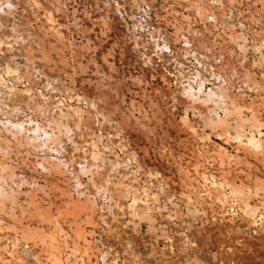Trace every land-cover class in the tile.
<instances>
[{
  "label": "rangeland",
  "instance_id": "374dc122",
  "mask_svg": "<svg viewBox=\"0 0 264 264\" xmlns=\"http://www.w3.org/2000/svg\"><path fill=\"white\" fill-rule=\"evenodd\" d=\"M263 46L264 0H0V264H264Z\"/></svg>",
  "mask_w": 264,
  "mask_h": 264
},
{
  "label": "bare ground",
  "instance_id": "6f19581e",
  "mask_svg": "<svg viewBox=\"0 0 264 264\" xmlns=\"http://www.w3.org/2000/svg\"><path fill=\"white\" fill-rule=\"evenodd\" d=\"M64 1H65V0H64ZM108 3H109V2H108ZM109 4H110V3H109ZM183 4H184V3H183ZM190 4H191V3H190ZM195 5H196V4H195ZM33 6H35V5H33ZM108 6H109V5H108ZM186 6H187V5H186ZM50 9H51V8H50ZM193 11H194V10H193ZM1 15H2V14H1ZM31 25H32V24H31ZM81 34H82V33H81ZM85 34H86V33H85ZM11 37H12V36H11ZM237 40H238V39H237ZM239 40H240V39H239ZM15 43H16V42H15ZM24 43H25V42H24ZM86 45H87V44H86ZM48 46H49V45H48ZM87 46H88V45H87ZM54 47H55V45H54ZM89 47H90V46H89ZM263 47H264V46H263ZM44 48H45V47H44ZM44 48H43V49H44ZM65 48H66V47H65ZM239 48H240V47H239ZM242 49H243V48H242ZM246 49H247V48H246ZM253 49H254V48H253ZM258 49H259V48H258ZM241 51H242V50H241ZM251 51H252V50H251ZM255 51H256V50H255ZM259 51H260V50H259ZM259 51H258V52H259ZM94 52H95V51H94ZM226 54H227V53H226ZM259 54H260V53H259ZM91 57H92V56H91ZM91 57H90V58H91ZM258 57H259V56H258ZM262 58H263V57H262ZM262 58H261V59H262ZM92 59H93V58H92ZM60 61H61V60H60ZM45 62H46V61H45ZM8 63H9V62H8ZM66 63H67V62H66ZM100 65H101V64H100ZM253 67H254V66H253ZM70 68H71V67H70ZM260 68H261V67H260ZM100 69H101V68H100ZM11 71H12V70H11ZM109 71H110V70H109ZM47 72H48V71H47ZM99 72H100V71H99ZM9 74H10V73H9ZM20 74H21V72H20ZM67 74H68V73H67ZM110 75H111V74H110ZM249 75H250V74H249ZM18 77H19V76H18ZM106 78H107V77H106ZM116 79H117V78H116ZM258 79H260V78L258 77ZM15 80H16V79H15ZM42 81H43V80H42ZM251 84H252V83H251ZM256 85H257V84H256ZM256 88H257V87H256ZM262 89H263V88H262ZM70 90H71V89H70ZM28 91H29V90H28ZM220 91H221V90H220ZM254 91H255V90H254ZM18 92H19V91H18ZM23 92H24V91H23ZM29 92H30V91H29ZM29 92H28V93H29ZM188 92H189V91H188ZM200 92H201V91H200ZM223 92H224V91H223ZM15 93H16V92H15ZM11 94H12V93H11ZM211 94H213V93H211ZM211 94H210V95H211ZM43 95H44V94H43ZM60 95H61V94H60ZM207 95H208V94H207ZM230 95H231V94H229V96H230ZM196 96H197V95H196ZM226 96H227V95H226ZM229 96H228V97H229ZM30 97H31V96H30ZM209 97H210V96H209ZM8 98H9V97H8ZM217 99H218V98H217ZM229 99H230V97H229ZM199 101H200V100H199ZM218 101H219V100H218ZM231 101H232V100H231ZM231 101H230V102H231ZM93 102H94V101H93ZM215 102H216V101H215ZM223 102H224V101H223ZM5 103H6V102H5ZM5 103H4V104H5ZM213 103H214V102H213ZM226 103H227V102H226ZM236 103H237V102H236ZM14 104H15V103H14ZM190 104H191V103H190ZM200 104H201V103H200ZM224 104H225V103H224ZM227 104H228V103H227ZM2 105H3V104H2ZM191 105H192V104H191ZM225 105H226V104H225ZM232 105H233V104H232ZM14 106H15V105H14ZM226 106H227V105H226ZM7 107H8V106H7ZM203 107L205 108V106H203ZM235 107H236V106H235ZM240 107H242V106H240ZM240 107H238V108H240ZM197 108H198V107H197ZM219 108H220V107H219ZM228 108H230V107H228ZM242 108H243V107H242ZM71 109H72V108H71ZM202 109H203V108H202ZM209 109H210V108H209ZM211 109H213V108L211 107ZM248 109H249V108H248ZM223 110H224V109H223ZM226 110H227V109H226ZM246 110H247V108H246ZM197 111H198V110H197ZM224 111H225V110H224ZM227 111H228V110H227ZM232 111H233V110H232ZM239 111H241V110H239ZM248 111H250V110H248ZM146 112H147V111H146ZM233 112L236 114L235 111H233ZM237 112H238V111H237ZM241 112H242V111H241ZM246 112H247V111H246ZM246 112H245V113H246ZM250 112H251V111H250ZM76 113H77V112H76ZM228 113H229V112H228ZM242 113H243V112H242ZM251 113H252V112H251ZM197 114H198V113H197ZM235 114L233 115L234 117H235ZM237 114H238V113H237ZM252 114H253V113H252ZM205 115H206V114H205ZM215 115H218V114L215 113ZM230 115H231V111H230ZM244 115H245V114H244ZM236 116H237V115H236ZM245 116H246V115H245ZM215 117H216V116H215ZM215 117H214V119H215ZM234 117H233V118H234ZM55 118H56V117H55ZM205 118H206V117H205ZM218 118H219V116H218ZM229 118H230V117H229ZM123 119H124V118H123ZM202 119H203V118H202ZM208 119H209V118H208ZM216 119H217V118H216ZM220 119H221V118H220ZM235 119H236V118H235ZM238 119H241V118H240V115H239V118H238ZM244 119H245V117H244ZM246 119H247V118H246ZM246 119H245V122H246ZM255 120H257V119H255ZM255 120H254V121H255ZM115 121H116V120H115ZM207 121H208V120H206V122H207ZM210 121H212V120H210ZM221 121H222V120H221ZM234 121H236V120H234ZM247 121H248V119H247ZM10 122H11V121H10ZM161 122H162V121H161ZM237 122H239V120H238ZM84 123H85V122H84ZM210 123H211V122H210ZM219 123H220V120H219ZM241 123H242V122H241ZM251 123H253V122H251ZM211 124H212V123H211ZM214 124H216V123H213L212 126H213ZM222 124H223V123H222ZM238 124H239V123H238ZM243 124H245V123H243ZM186 125H187V124H186ZM204 125H205V124H204ZM226 125H227V124H226ZM25 126H26V125H25ZM173 126H174V125H173ZM202 126H203V125H202ZM228 126H230V125H228ZM253 126H254V125H252V127H253ZM255 126H256V125H255ZM262 126H263V125H262ZM160 127H161V126H160ZM171 127H172V126H171ZM203 127H204V126H203ZM203 127H202V128H203ZM213 127H214V126H213ZM230 127H231V126H230ZM258 127H259V126H258ZM221 128H222V127H221ZM254 128H255V127H254ZM184 129H186V128H184ZM233 129H234V128H233ZM238 129H239V128H238ZM92 130H93V129H92ZM239 130H240V129H239ZM256 130H257V128H256ZM222 131H223V130H222ZM225 131H226V130H225ZM258 131H259V130H258ZM5 133H6V132H5ZM65 133H66V132H65ZM239 133H240V132H239ZM256 133H257V132H256ZM234 134H235V133H234ZM236 134H237V133H236ZM19 135H20V134H19ZM227 135H228V134H227ZM253 135H254V134H253ZM195 136H196V135H195ZM225 136H226V135H225ZM231 137H232V136H231ZM240 137H241V136H240ZM127 138H128V137H127ZM251 138H252V137H251ZM247 139H248V138H247ZM254 139H255V138H254ZM17 140H18V139H17ZM237 140H238V139H237ZM256 140H257V139H256ZM95 141H96V140H95ZM248 141H249V139H248ZM253 141H254V140H253ZM54 142H55V141H54ZM250 143H252V142H250ZM86 144H87V143H86ZM105 144H106V143H105ZM237 144H238V143H237ZM252 144H253V143H252ZM94 145H95V144H94ZM250 145H251V144H250ZM96 146H97V145H96ZM239 147H240V146H239ZM253 147H254V145H253ZM94 148H95V147H94ZM237 149H238V148H237ZM244 149H245V148H244ZM255 149H256V148H255ZM257 149H258V148H257ZM217 150H218V149H217ZM237 151H238V150H237ZM247 151H248V150H247ZM218 152H219V150H218ZM245 152H246V151H245ZM258 152H259V151H258ZM22 153H23V152H22ZM122 153H123V152H122ZM251 153H252V152H251ZM253 153H254V152H253ZM171 154H172V153H171ZM204 154H205V153H204ZM219 154H220V153H219ZM8 156H9V155H8ZM27 156H28V155H27ZM219 156H220V155H219ZM255 156H256V155H255ZM30 157H31V156H30ZM202 157H203V156H202ZM254 158H255V157H254ZM256 158H257V157H256ZM34 159H35V158H34ZM48 159H49V158H48ZM115 160H116V159H115ZM232 162H233V160H232ZM243 162H244V161H243ZM11 163H12V162H11ZM246 163H247V162H246ZM5 164H6V163H5ZM223 164H224V163H222V167H223ZM248 164H249V163H248ZM115 165H116V164H115ZM244 165H245V163H244ZM111 169H113V168H111ZM221 169H222V168H221ZM30 170H31V169H30ZM223 170H224V169H223ZM49 171H50V170H49ZM75 171H76V170H75ZM115 171H116V170H115ZM150 171H151V170H150ZM232 172H233V171H232ZM93 174H94V173H93ZM204 174H205V173H204ZM159 175H160V173H159ZM224 176H226V174H225ZM245 178H246V177H245ZM245 178H244V179H245ZM16 179H17V178H16ZM207 179H208V178H207ZM208 180H209V179H208ZM225 180H226V178H225ZM256 180H257V179H256ZM257 181H259V180H257ZM260 181H261V180H260ZM3 182H4V181H3ZM206 182H207V180H206ZM210 184H211V183H210ZM0 185H1V184H0ZM34 185H35V184H34ZM105 185H106V184H105ZM206 185H207V184H206ZM213 185H214V184H213ZM231 185H232V184H231ZM263 186H264V185H263ZM207 187H208V186H207ZM221 187H222V186H221ZM123 188H124V187H123ZM239 188H240V187H239ZM248 188H249V187H248ZM262 188H263V187H262ZM0 189H1V186H0ZM117 189H118V188H117ZM128 189H129V188H128ZM215 189H216V188H215ZM235 189H236V188H235ZM159 190H160V189H159ZM256 190H257V189H256ZM181 191H182V190H181ZM197 191H198V190H197ZM15 192H16V191H15ZM234 192H235V191H234ZM8 193H9V198H8ZM42 193H43V192H42ZM42 193H41V194H42ZM235 193H236V192H235ZM25 194H26V193H25ZM143 194H144V192H143ZM238 194H239V193H238ZM10 195H11V194H10V192H8V191H5V190H3V189L0 190V205L2 204L0 210L2 209L3 206H4L5 208H7V206H6L7 203H6V202H11V201H13L14 198L11 199V196H10ZM182 195H183V194H182ZM197 195H198V194H197ZM76 196H77V195H76ZM117 196H118V195H117ZM212 196H213V195H212ZM244 196H245V195H244ZM247 196H248V195H247ZM12 197H13V196H12ZM27 197H28V196H27ZM145 197H147V196H145ZM152 197H153V196H152ZM152 197H151V198H152ZM241 197H242V196H241ZM15 198H16V197H15ZM32 198H33V197H32ZM223 198H224V196H223ZM249 198L251 199V197H249ZM19 199H20V198H19ZM180 199H181V198H180ZM210 199H211V198H210ZM247 199H248V198H246L245 200H247ZM41 200H42V199H41ZM142 200H143V199H142ZM242 200L244 201V197H243ZM186 201H187V200H186ZM225 201H227V199H225ZM225 201H224V202H225ZM237 201H238V200H237ZM144 202H145V201H144ZM152 202H153V201H152ZM231 202H232V201H231ZM247 202H248V201H246V203H247ZM5 203H6V204H5ZM14 203H17V200H16ZM20 203H21V202H20ZM163 203H164V202H163ZM165 203H166V202H165ZM239 203H240V202H239ZM10 204L12 205L13 203L11 202ZM17 204H18V203H17ZM17 204H16V205H17ZM128 204H129V203H128ZM229 204H230V203H229ZM14 205H15V204H14ZM16 205H15V206H16ZM136 205H137V204H136ZM256 205H257V204H256ZM261 206H262V205H261ZM4 207H3L2 210H3V212L6 213V211H4ZM9 207L11 208L10 205H9ZM9 207H8V208H9ZM24 208H25V206H24ZM244 208H248V206H247V207L245 206ZM244 208H243V209H244ZM250 208H251V207H250ZM252 208H253V207H252ZM252 208H251V209H252ZM254 208H256V207H254ZM36 209H37V208H36ZM148 209H149V208H148ZM239 209H240V207H239ZM262 209H263V208H262ZM33 210H34V209H33ZM191 210H192V209H191ZM241 210H242V209H241ZM244 210L246 211V209H244ZM247 210L249 211V209H247ZM256 210H257V209H256ZM8 211H10V210H8ZM63 211H64V210H63ZM252 211H253V210H252ZM79 212H81V211H79ZM149 212H150V211H149ZM31 213H32V211H31ZM40 213H41V212H40ZM242 213H243V212H242ZM1 214L3 215V213H1ZM12 214H13V213H12V211H11V213H9V214L7 215V219L10 218L11 216H9V215H12ZM14 214H15V213H14ZM60 214H61V213H60ZM244 214H246V213H244ZM2 215H1V216H2ZM20 215H21V214H20ZM25 215H26V214H25ZM25 215H24V216H25ZM248 215H249V214H248ZM251 215H252V214H251ZM251 215H249V216H251ZM8 216H9V217H8ZM14 216H16V214H15ZM245 216H247V215H245ZM4 217H5V216H4ZM52 217H53V216H52ZM1 218H2V217H1ZM90 218H91V217H90ZM166 218H167V217H166ZM246 218H247V219H250V217L248 218V216H247ZM17 219H18V218H17ZM28 219H29V218H28ZM59 219H60V218H59ZM243 219H244V218H243ZM251 219H252V218H251ZM4 220H5V219H4ZM4 220H3V219H2V220L0 219V221H4ZM12 220H13V219H12ZM197 220H198V219H197ZM6 221H7V220H6ZM27 221H28V220H27ZM52 221H53V220H52ZM195 221H196V220H195ZM221 221H222V220H221ZM248 221H250V220H248ZM73 222H74V221H73ZM251 222H252V221H251ZM253 222H254V220H253ZM1 223H2V222H1ZM1 223H0V224H1ZM7 223H8V222H7ZM45 223H46V222H45ZM210 223H211V222H210ZM249 223H250V222H249ZM9 224H10V223H9ZM57 224H58V223H57ZM6 225H7V224H6ZM216 225H217V224H216ZM1 226H2V225H1ZM1 226H0V255H1L2 251L4 250L3 248H5V247H6V250H5V251H6V254H9V253L11 252V253H10V255H11V254L13 253V251H15L14 249H11V248H13V247L16 248V246L18 247V242H17L18 240H15V239H16V235H18V234H16V232H17L19 229L17 230V229L15 228V227L17 226V224H16V226L14 225V226H15V227H14L15 229H13V230H17V231H15V234H16V235L14 234L15 239H9V240H13L14 243H15V241H16L17 243H16V245H14V243H12V245H11V242H12V241H11V242H10L11 248H10V246H8L9 244H6V240L4 241V237H5V238H8V237L10 238V237L13 236V235H11V236L8 235V236H7V234H5V236H4L1 232H3V230H6V228L3 229L4 226H2V227H1ZM7 226H8V225H7ZM20 226H21V223H20ZM154 226H155V225H154ZM8 227H9V226H8ZM12 227H13V226H12ZM12 227H11V228H12ZM18 227H19V226H18ZM18 227H17V228H18ZM21 227H22V226H21ZM79 228H80V227H79ZM1 229H2V231H1ZM20 229H21V228H20ZM31 229H32V228H31ZM7 230H9V228H8ZM21 230H22V229H21ZM21 230H19V231H21ZM56 230H57V229H56ZM11 231H12V230H11ZM28 231H29V230H28ZM253 231H254V230H253ZM5 232H6V231H5ZM22 232H24V231L22 230ZM25 232H27L26 229H25ZM25 232H24V233H25ZM13 233H14V232H13ZM18 233H19V232H18ZM31 233H32V232H31ZM48 233H49V232H48ZM50 233H51V232H50ZM60 233H61V232H60ZM114 233H115V232H114ZM120 233H121V232H120ZM255 233H256V232H255ZM37 234H38V233H37ZM151 234H152V233H151ZM256 234H257V233H256ZM20 235H21V232H20ZM81 235H82V234H81ZM136 235H137V234H136ZM6 236H7V237H6ZM21 236H22V238H23V237H24V234H22ZM38 237H39V236H38ZM38 237H37V238H38ZM51 237H52V236H51ZM55 237H56V236H55ZM11 238H12V237H11ZM24 238H26V236H25ZM77 238H78V237H77ZM109 238H110V237H109ZM17 239H18V237H17ZM27 239H29V238H27ZM40 239H41V238H40ZM9 240H8V241H9ZM20 240H21V239H20ZM23 240H24V239H23ZM21 241H22V240H21ZM24 241H26V240H24ZM27 241H28V240H27ZM3 242H5L4 245H3ZM22 242H23V241H22ZM28 242H29V241H28ZM43 242H44V240H43ZM8 243H9V242H8ZM110 243H111V241H110ZM48 244H49V243H48ZM13 245H14V246H13ZM46 245H47V244H46ZM77 245H78V244H77ZM12 246H13V247H12ZM30 246H31V245H30ZM66 246H67V245H66ZM75 246H76V245H75ZM84 246H85V245H84ZM7 248H10V250H9L10 252H9V253H8ZM18 248H19V247H18ZM18 248H16V250H17ZM22 248H23V247H22ZM73 248H74V246H73ZM114 248H115V247H114ZM49 249H50V248H49ZM51 249H52V248H51ZM18 250H19V249H18ZM35 250H36V249H35ZM54 250H55V249H54ZM54 250H53V252H54ZM125 250H126V249H125ZM21 251H22V250H21ZM72 251H73V250H72ZM82 251H83V250H82ZM82 251H81V252H82ZM45 252H46V251H45ZM69 252H70V251H69ZM18 253H19V252H17V255H18ZM29 253H31V252L29 251ZM79 253H80V252H79ZM84 253H85V252H84ZM86 253H87V252H86ZM14 254H16V253H13V255H14ZM2 255H3V254H2ZM28 255H29V254H28ZM28 255H26V256H28ZM50 255H51L50 257H51V259H52V254H50ZM94 255H95V254H94ZM116 255H117V254H116ZM3 256H5V255H3ZM3 256H2V258H3ZM24 256H25V255H24ZM54 256H55V255H54ZM73 256H74V255H73ZM147 256H148V255H147ZM152 256H153V255H152ZM6 257H7V256H6ZM6 257H5V258H6ZM22 257H23V253H22ZM22 257H21V258H22ZM47 257H49V256H47ZM79 257H80V256H79ZM138 257H139V256H138ZM0 258H1V257H0ZM5 258H4V260H5ZM9 258H10V256H9ZM11 258H12V257H11ZM11 258H10V260H11ZM18 258H19V257H18ZM21 258H20V259H21ZM24 258H25V257H24ZM142 258H143V257H142ZM16 259H17V258H16ZM20 259H19V260H20ZM58 259H59V258H58ZM65 259H66V258H65ZM67 259H68V258H67ZM76 259H77V258H76ZM78 259H79V258H78ZM14 260H15V259H14ZM14 260H12V261H14ZM49 260H50V259H49ZM60 260H62V259H60ZM1 261H2V260L0 259V262H1ZM6 261H7V260H6ZM15 261H16V260H15ZM22 261H23V260L21 259V262H22ZM25 261H26V260H25ZM57 261H58V260H57ZM82 261H83V259H82ZM157 261H158V260H157ZM162 261H163V260H162ZM52 262H54V261L52 260ZM52 262H51V263H52ZM13 263H14V262H13ZM18 263L21 264L20 262H18ZM22 263H23V262H22ZM56 263H57V262H56ZM62 263H63V262H62ZM150 263H151V262H150ZM1 264H2V263H1ZM11 264H12V263H11ZM52 264H53V263H52ZM54 264H55V263H54ZM79 264H80V263H79ZM164 264H165V263H164Z\"/></svg>",
  "mask_w": 264,
  "mask_h": 264
}]
</instances>
